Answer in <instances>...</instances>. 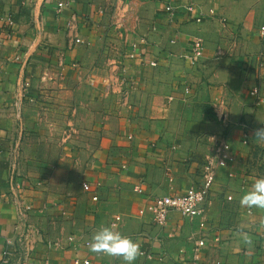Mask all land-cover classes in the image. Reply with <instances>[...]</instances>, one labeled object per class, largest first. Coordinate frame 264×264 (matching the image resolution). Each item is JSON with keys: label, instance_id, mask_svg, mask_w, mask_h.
I'll use <instances>...</instances> for the list:
<instances>
[{"label": "crops", "instance_id": "0c3cea01", "mask_svg": "<svg viewBox=\"0 0 264 264\" xmlns=\"http://www.w3.org/2000/svg\"><path fill=\"white\" fill-rule=\"evenodd\" d=\"M262 25L264 0H0V261L124 264L90 250L110 226L140 245L134 264H194L202 238L200 264H261L264 209L240 201L264 177L251 168L264 154ZM222 139L238 159L203 215L161 227L139 214L200 184Z\"/></svg>", "mask_w": 264, "mask_h": 264}, {"label": "built area", "instance_id": "2783aa9c", "mask_svg": "<svg viewBox=\"0 0 264 264\" xmlns=\"http://www.w3.org/2000/svg\"><path fill=\"white\" fill-rule=\"evenodd\" d=\"M59 8H63L64 3H58ZM167 10L170 11L171 7H167ZM189 11H193V7H189ZM201 17L197 18V21H200ZM73 26V25H72ZM72 26H69L72 29ZM259 35L262 41H264V25L260 27ZM76 43H80L81 40L75 38ZM192 53L189 55V60L192 64H196L199 58L203 54V43L200 39H195L192 44ZM133 57V55H130ZM154 65V64H153ZM122 81L127 82L129 85L127 88L134 87V81L127 80L122 78ZM125 88L123 93L124 103L129 101L130 90ZM186 92L189 93V89H186ZM260 91L258 87H254L251 91V95L259 97ZM172 100V98H169ZM244 141L248 143L247 135L244 134ZM237 154L233 151V148L230 142L226 139H222L216 145L215 152L213 155L209 156L204 164L202 182L198 185H192L187 188L184 192L174 193L167 196L155 197L149 199L147 204L139 210L140 215L149 213L152 216L153 222L158 226L165 227L169 221L170 214L172 212H177L183 217H186L190 220L195 217H199L205 213L207 204L210 199L211 191L216 182L217 171L222 168H226L229 165H233L237 161ZM231 177H235L236 174L231 172ZM85 191L92 192L90 185L85 183L83 185ZM137 191H141V187L136 188ZM93 199L97 200L96 194H93ZM120 218H115L113 225L115 226L116 222ZM10 245L11 242L8 241ZM207 245V239H197L195 241V251L196 257L194 259V264H200L199 258V249ZM0 264H10V254L6 250L4 252V257L0 261ZM72 264H92L91 260L76 258L73 260Z\"/></svg>", "mask_w": 264, "mask_h": 264}, {"label": "clouds", "instance_id": "9594fccd", "mask_svg": "<svg viewBox=\"0 0 264 264\" xmlns=\"http://www.w3.org/2000/svg\"><path fill=\"white\" fill-rule=\"evenodd\" d=\"M255 139L264 141V127L255 130ZM242 206L264 209V177L255 180L251 190L244 193L240 201ZM90 250L122 258L124 264H134L142 254L140 245L131 237L114 231L110 226L101 227L90 241Z\"/></svg>", "mask_w": 264, "mask_h": 264}, {"label": "rangeland", "instance_id": "374dc122", "mask_svg": "<svg viewBox=\"0 0 264 264\" xmlns=\"http://www.w3.org/2000/svg\"><path fill=\"white\" fill-rule=\"evenodd\" d=\"M73 130H70L69 132H65L64 133V138L66 139V140H68V139H70V133H72V135L75 133V132H72ZM259 155H257L256 157H254L253 156V158H252V160H251V168L252 169H254L255 171H259V172H262V173H264V154H262V153H258ZM211 155H213V153L212 154H210V155H208V156H211ZM207 156V157H208ZM204 165V164H203ZM250 175H251V178H253L254 176L251 174V173H249ZM249 174H248V176H249ZM247 182H249V180H247V181H243V183L245 184V183H247ZM261 264H264V254H263V256L261 257Z\"/></svg>", "mask_w": 264, "mask_h": 264}]
</instances>
